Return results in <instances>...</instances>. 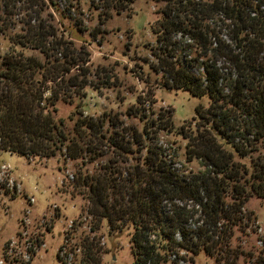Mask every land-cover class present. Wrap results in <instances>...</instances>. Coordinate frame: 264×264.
Segmentation results:
<instances>
[{
  "label": "trees",
  "instance_id": "16d2710c",
  "mask_svg": "<svg viewBox=\"0 0 264 264\" xmlns=\"http://www.w3.org/2000/svg\"><path fill=\"white\" fill-rule=\"evenodd\" d=\"M14 1L24 2L0 0V12ZM49 1L58 10L54 0ZM135 1L92 3L107 14L121 13ZM150 1L165 3L152 26L158 43L155 69L166 77L163 87L210 100L208 106L197 107L196 129L185 133L188 161L197 159L203 170L183 174L161 149L147 145L136 169L126 176L114 167L104 174L79 172L73 188L90 202L91 215L107 221L111 235L132 230L134 264H176L182 252H205L216 262L231 264L234 232L245 225L246 203L254 196L264 199V0ZM36 21L11 32L0 16V34L9 43L0 48V152L32 160L64 155L66 150L77 158L82 152L74 148L76 136L57 118V103L67 91L85 87L70 73L88 60L83 53L66 52L58 29L42 19L41 10ZM224 26L228 39L221 35ZM29 49L40 56L26 54ZM136 102V109L150 107L141 96ZM172 120V112H161L158 126L173 128ZM85 128L121 153H132L124 142L98 133V122L78 120L76 135L84 138ZM127 134L129 143L141 141L136 129ZM196 212L200 218L193 229L190 220ZM79 249L80 258L63 264H101L94 242L86 239Z\"/></svg>",
  "mask_w": 264,
  "mask_h": 264
},
{
  "label": "rangeland",
  "instance_id": "374dc122",
  "mask_svg": "<svg viewBox=\"0 0 264 264\" xmlns=\"http://www.w3.org/2000/svg\"><path fill=\"white\" fill-rule=\"evenodd\" d=\"M92 1L54 0L58 10L49 0L14 1L5 13L0 12L10 31L18 32L26 22L36 23L41 10L42 19L58 29L66 52L83 53L88 60L70 73L78 75L85 87L78 88L77 93L67 91L65 98L58 101L56 113L57 118L64 120L71 137L76 136L74 148L81 150V156L73 158L64 150V155L29 160L0 152V264H63L80 258L79 246L86 239L96 244L101 264H134L132 230L111 235L107 221L91 215L90 202L74 190L72 182L76 174H104L108 167H114L124 170L126 176L129 170L136 169L147 145L161 149L173 168L183 174L203 170L197 159L188 161L185 133L196 129L197 107L208 106L209 97L164 88L165 72L155 69L159 64L155 55L158 43L152 26L158 18L156 11L165 3L136 0L121 13L111 11L107 15L96 9ZM221 35L228 39L226 26ZM8 45L0 34L2 51ZM26 54L40 56L34 49ZM223 64L222 59L219 65ZM139 96L150 103L148 109L144 104L140 110L136 109ZM161 112L165 116L173 113V128L160 129L157 118ZM84 118L98 122L101 127L98 133L124 142L132 153H121L88 128L84 138L76 135V123ZM154 120L156 125L152 124ZM131 128L142 135L139 143H129L127 132ZM87 146L92 153L86 151ZM4 164L7 169L2 170ZM30 196L35 198L31 205ZM245 213V225L235 229L234 251L229 253L228 261L264 264V199L250 198ZM199 218L200 213L196 212L190 220L191 228L196 229ZM181 254L185 260L176 264H223L205 252ZM175 259L172 255L170 260Z\"/></svg>",
  "mask_w": 264,
  "mask_h": 264
},
{
  "label": "built area",
  "instance_id": "2783aa9c",
  "mask_svg": "<svg viewBox=\"0 0 264 264\" xmlns=\"http://www.w3.org/2000/svg\"><path fill=\"white\" fill-rule=\"evenodd\" d=\"M1 169H2V170L7 169V165H5V164L2 165V166H1ZM29 202H30V205L33 204V202H35V198H34L33 196H32V197L30 196V198H29Z\"/></svg>",
  "mask_w": 264,
  "mask_h": 264
}]
</instances>
